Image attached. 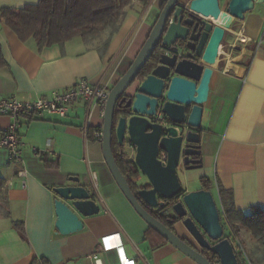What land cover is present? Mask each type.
I'll list each match as a JSON object with an SVG mask.
<instances>
[{
	"label": "crops",
	"instance_id": "obj_1",
	"mask_svg": "<svg viewBox=\"0 0 264 264\" xmlns=\"http://www.w3.org/2000/svg\"><path fill=\"white\" fill-rule=\"evenodd\" d=\"M37 2L0 0V9ZM160 2L155 1L157 8ZM138 11L137 5L126 10L108 42V33L90 43L75 37L39 52L32 41L22 43L0 19V99L31 101L81 80L110 89L136 57L156 21L157 17L143 19ZM236 35L245 44L236 42L230 48ZM211 68L198 129L200 167L182 172L186 180L200 184L198 190L202 189L201 179L210 181L213 197L214 193L218 197V186L231 191L235 208L247 216L253 207L264 208V3L234 23ZM102 115L98 104L78 101L64 118L47 114L19 118L21 161L11 162L8 153L0 150V264H94L93 254L101 264H118L114 250L98 249L100 239L113 234H119L125 253L136 264H196L168 242H161L116 185L101 142L93 138V132L102 127ZM10 123L9 117L0 116V130ZM47 140L51 141L50 154H34L32 148L44 150ZM131 147L128 144L134 153ZM71 176L78 177V184L88 190L99 212L79 215L83 229L61 235L54 227L56 195L52 189L66 185ZM14 222L23 223V236ZM172 229L193 241L180 221ZM243 233L240 228L239 239L245 250L250 249L253 239L243 243ZM226 236L233 245L238 244Z\"/></svg>",
	"mask_w": 264,
	"mask_h": 264
},
{
	"label": "water",
	"instance_id": "obj_2",
	"mask_svg": "<svg viewBox=\"0 0 264 264\" xmlns=\"http://www.w3.org/2000/svg\"><path fill=\"white\" fill-rule=\"evenodd\" d=\"M179 1L166 0L136 57L109 89L102 115V155L135 212L171 246L196 264H213L204 250L215 256L218 264H239L231 240L224 236L211 191L183 193L177 169L200 167L198 129L202 105L208 96L211 66L225 34L264 0H222L223 9L219 0H189L187 6ZM158 46H172V54L159 53L148 75L138 79ZM128 90L132 93L127 94ZM122 103L127 114L115 121V110ZM157 111L163 115L160 122L152 120ZM113 132L120 146L126 139L134 148L133 161L147 180L148 189H138L136 193L131 190L112 153ZM159 152L165 153L164 162L158 159ZM78 182V177L71 176L66 185L52 189L56 195L54 227L61 235L83 229L79 215L87 217L99 212L91 194ZM176 198L179 200L170 209L194 244L187 243L142 205L158 209Z\"/></svg>",
	"mask_w": 264,
	"mask_h": 264
},
{
	"label": "trees",
	"instance_id": "obj_3",
	"mask_svg": "<svg viewBox=\"0 0 264 264\" xmlns=\"http://www.w3.org/2000/svg\"><path fill=\"white\" fill-rule=\"evenodd\" d=\"M147 1L148 0H38L36 4L24 5L19 9L2 8L0 9V19L11 28L22 43L32 41L36 50L39 52L42 48L54 44L63 45L75 37L80 38L83 43H90L99 38L102 34L108 33V42L111 36L116 33L121 26L126 16V10L134 5L146 4ZM164 3L165 1L162 3L161 7ZM158 47L153 52L145 68L139 73L138 79H143L148 75L151 66L155 64L158 56ZM117 117V112L115 110V121ZM126 144L131 146L128 141H124L123 145L120 146L113 132L111 146L115 162L134 193H136L138 189H148L149 185L147 183L142 185L137 184L141 177V173L136 167L133 159H128L126 157L123 151V147ZM200 183L202 189L210 191V181L201 179ZM2 190L3 181L0 178V199L2 198L3 200ZM217 194L221 224L228 229V235L238 241V245H240L243 251V262H248L249 264H263L264 208L253 207L250 214L245 216L235 208L231 191L218 186ZM159 200L161 201L160 198ZM142 205L156 219L164 223L172 231V226L179 222L178 218L168 212L167 203L162 208L153 210L148 208L145 204ZM14 226L18 233L23 236V223L14 222ZM240 228L247 230L253 239L254 244L249 249L251 251L250 254L245 250L239 239L238 233ZM155 234L161 242L167 243V241L157 233ZM212 258L213 260L216 259L213 255Z\"/></svg>",
	"mask_w": 264,
	"mask_h": 264
},
{
	"label": "built area",
	"instance_id": "obj_4",
	"mask_svg": "<svg viewBox=\"0 0 264 264\" xmlns=\"http://www.w3.org/2000/svg\"><path fill=\"white\" fill-rule=\"evenodd\" d=\"M188 2L189 0L185 3H179L180 5L187 6ZM235 37L236 41L234 40V42L230 44V48H233L236 42L245 44V41L241 40L240 37L237 35ZM171 47L172 46L163 48V53L167 55L172 54L173 49ZM220 48L221 45L219 46L218 55ZM108 95L109 88L100 84H90L86 80H81L66 90H55L52 91L49 96L37 97L31 101H21L15 97L0 99V116L9 117L11 120L10 125L6 129L0 130V150H5L8 153V157L11 162L17 163L21 161L23 144L19 134V118L23 115L41 118L43 115L47 114L57 115L60 118H64L68 115L70 108L78 101H84L88 105L92 103L98 104L102 109L103 114V109L107 102ZM152 120L154 122H160L163 120V115L157 111ZM86 133L87 130L84 131V135H86ZM102 135V128L96 129L93 132V138L98 142H102ZM50 146L51 141L47 140L45 144L46 148L44 150L41 151L36 148H32V151L37 156H41L45 153L50 154ZM158 159L164 162L166 159L165 153L159 152ZM19 176L23 177L24 172L21 171ZM233 247L239 264H249L248 262H243L242 260L243 251L240 245H233ZM98 249L105 252L114 250L118 258V264H136L135 259L129 257L125 253L119 234L102 237L100 239ZM91 258L94 264H98L100 262L96 254H93ZM212 263L218 264V260H214Z\"/></svg>",
	"mask_w": 264,
	"mask_h": 264
},
{
	"label": "rangeland",
	"instance_id": "obj_5",
	"mask_svg": "<svg viewBox=\"0 0 264 264\" xmlns=\"http://www.w3.org/2000/svg\"><path fill=\"white\" fill-rule=\"evenodd\" d=\"M155 1L156 0H148L146 4L137 5L138 10H139L137 12V14L142 15L143 19H147V20H150L151 18L155 19L159 13V8H157V6H155ZM219 7L221 9L223 8V1L222 0H219ZM129 11L130 10H128V12ZM124 141H127V140H124ZM127 146H128V144H126L123 147V151L126 154V157L128 159H133L134 153L132 150L128 149ZM182 171H183V168L180 171H179V168L177 169V176H178V179H179L181 186L183 188V193L198 190V188L200 187V184L194 180H186L184 175H183L184 172H182ZM191 171H194V170H191ZM146 183H147V180L145 179L144 176L141 175L137 184L142 185V184H146ZM214 200H215V203H216L218 209H220L217 198L215 197V193H214ZM168 204H169L168 205V212L172 213V211L170 209L173 205L172 200L168 201ZM223 230H224V236L227 237L226 235H228V230H227L226 226H223ZM243 232H244L242 234L243 243L246 242V244H247L248 243L247 241L251 239V236L247 230L243 229ZM246 250H247L248 254L251 253V251L249 249H246Z\"/></svg>",
	"mask_w": 264,
	"mask_h": 264
},
{
	"label": "flooded vegetation",
	"instance_id": "obj_6",
	"mask_svg": "<svg viewBox=\"0 0 264 264\" xmlns=\"http://www.w3.org/2000/svg\"><path fill=\"white\" fill-rule=\"evenodd\" d=\"M166 2V0H161V2L159 3V13H160V11L162 10V8H163V6L161 7V5H162V3L163 2ZM188 0H180L179 2L180 3H185V2H187ZM165 4V3H164ZM158 13V14H159ZM158 16V15H157ZM225 37H226V34H225ZM238 44H240V42H237ZM242 45V44H241ZM182 47H183V44L181 43V51H182ZM236 46L234 45V47L233 48H235ZM172 49H173V47H171ZM183 52V51H182ZM181 52V53H182ZM159 53H163V49L162 48H160V47H158V54ZM171 55V54H170ZM127 111H128V109H126V108H124V103H122L121 105H120V107H117L116 108V112H117V116H121V115H126L127 114ZM126 140V139H125ZM179 200V198H177V199H174V200H172V202L174 203V202H177ZM167 204H168V202H166ZM165 203V204H166ZM169 205V204H168ZM187 241V240H186ZM188 243H191V244H194L193 243V241H187ZM203 254L205 255V256H207L208 258H210V259H212L213 260V258H212V255L209 253V252H207V251H203ZM214 261V260H213Z\"/></svg>",
	"mask_w": 264,
	"mask_h": 264
}]
</instances>
